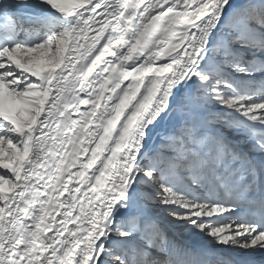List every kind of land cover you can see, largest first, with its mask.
<instances>
[{
    "label": "snow or ice",
    "instance_id": "6c2138e0",
    "mask_svg": "<svg viewBox=\"0 0 264 264\" xmlns=\"http://www.w3.org/2000/svg\"><path fill=\"white\" fill-rule=\"evenodd\" d=\"M0 264H264V0H0Z\"/></svg>",
    "mask_w": 264,
    "mask_h": 264
}]
</instances>
